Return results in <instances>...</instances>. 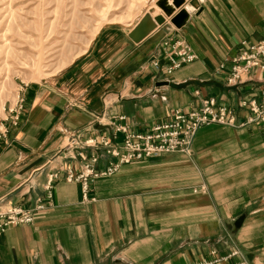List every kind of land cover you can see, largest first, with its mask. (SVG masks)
<instances>
[{"label": "crops", "instance_id": "0c3cea01", "mask_svg": "<svg viewBox=\"0 0 264 264\" xmlns=\"http://www.w3.org/2000/svg\"><path fill=\"white\" fill-rule=\"evenodd\" d=\"M155 1L125 22L103 24L84 53L23 92L20 124L10 143L0 144V207H33L49 174L58 177L49 209L0 235V264H187L232 246L264 264V130L257 125L202 126L190 154L163 153L95 179L87 192L94 200L83 201L79 182L66 180L67 168L79 164L57 155L67 132L105 134L116 143L122 133L104 125L110 120L145 130L204 96L241 114L242 98L261 97L264 70L237 86L215 70L230 62L241 39L262 36L264 0H197L198 7L167 0L169 16ZM149 7L165 21L135 42L129 32ZM181 10L183 23L175 26L170 19ZM170 38L185 39L197 58L165 76L152 60L165 65ZM96 153L97 168L114 160L102 148ZM31 176L34 187L26 182Z\"/></svg>", "mask_w": 264, "mask_h": 264}, {"label": "rangeland", "instance_id": "374dc122", "mask_svg": "<svg viewBox=\"0 0 264 264\" xmlns=\"http://www.w3.org/2000/svg\"><path fill=\"white\" fill-rule=\"evenodd\" d=\"M145 1L146 0H0V123H2L3 119L8 115L9 107L18 104L21 98L24 99L23 92H25L27 86L34 81L46 79L50 77V75L63 69L74 58L85 52L90 41L103 24L106 22H125L128 19L133 18L134 15L139 12V8ZM263 39L264 31L262 36L254 42H248L245 39H241L238 42V51L231 57L230 62L228 64L221 62L218 65L215 73L223 74L222 81L225 84L229 86H237L242 82L244 76L264 70V59H256V64L258 65H249L247 68H245V60L240 59V54L244 49H248L252 44L253 46L260 44ZM176 41L182 42L187 52L194 56L192 61L197 58V55L190 44L183 38H170L165 40L163 44L168 48L171 46L170 49L173 51ZM168 53L169 52L165 50L163 54L166 60L165 65H161L159 59L152 60V65L159 68L165 76H169L174 70H169L173 64L172 60L168 57ZM155 60L156 62L154 64L153 61ZM192 61L185 59L180 66ZM235 69L240 71L239 75L235 77L234 80L230 81L229 78L232 77ZM194 93L198 94L199 90H195ZM251 95H255V93ZM258 95H261L260 99H255V97L242 98L238 102L239 107L243 108L242 114L235 110L233 106L217 101L213 96H204L200 98L198 105L189 106L185 109L176 108L170 111L164 119L153 123L145 130H131L126 124L120 123V125L125 126L130 133L144 135L152 133V129L157 125L167 127L169 132L168 137L158 142L156 144L157 146L172 145L174 141L181 142V145H178L174 150H162L145 156L142 159H133L127 163L143 161L163 153L180 152L190 154L191 143L198 129L211 123L229 127H243L248 124H254L264 130V121L261 118H255V114L252 112L249 103L251 100H255L258 105H260L259 103L264 100V90ZM207 104H209L215 112L224 109L229 113L227 116L233 117V122L229 123L228 119L224 117L226 122L221 123L219 121H209L201 123L196 129H193L199 118L202 120L214 118L207 110H204ZM250 118L255 119L251 121ZM215 120H219L218 115L215 117ZM110 121L112 122V120ZM108 124L110 123L108 122L104 125ZM112 125L116 126L115 122ZM5 126L8 131L5 134L0 131V144L10 143V130L17 127H12L10 123L5 124ZM175 129L178 130L179 133L176 135V140H173L172 136ZM116 131L122 133L121 140L116 143H113L105 134L88 137L96 138L95 140L97 142L101 137L106 138L109 140L112 147L116 148L120 154H123L125 134L122 131ZM76 133L79 132L76 131ZM88 137H83L80 134L69 135V133H66L63 149L59 150L57 153L58 156L71 160L76 158L79 159V164L76 169L71 168V166L67 168L66 180L68 173L70 174L71 172L77 177L84 171L85 166L89 167V165L96 173H98L97 175L99 176H94L93 179L88 181L85 198L83 196V181L73 180L79 182L81 186V196L83 201L87 199L94 200V197H89L87 195L91 182L97 178L112 175L122 164L126 163L121 162L119 155H112L102 145L98 144L93 147L85 145V141ZM87 148L92 150L87 152L85 150ZM99 148H102L106 154L114 157V160L110 161L107 166L102 168L96 167L99 160V155L96 153V150ZM109 166L110 168L116 166L114 172L109 175H102L101 172L106 171ZM55 174L57 175V172L49 174L45 183L42 185L44 193L37 198L33 207H23L18 205L8 208L0 207V212H8V209L11 208H22L25 212L30 213L33 216L31 222L7 225L4 230L0 232V235L10 226L33 223L35 212L49 209L53 203L52 190L54 181L58 175L54 178L53 185L50 186V188L47 187L48 178ZM26 182L31 185V187H34V184L36 185V183L32 181V176L27 178ZM200 189H203V187L201 186ZM48 191H50V193H47ZM39 204H43L42 209H39ZM227 249L228 250L224 253L211 250L208 257L187 264H252L239 248L232 246Z\"/></svg>", "mask_w": 264, "mask_h": 264}, {"label": "built area", "instance_id": "2783aa9c", "mask_svg": "<svg viewBox=\"0 0 264 264\" xmlns=\"http://www.w3.org/2000/svg\"><path fill=\"white\" fill-rule=\"evenodd\" d=\"M171 46L169 48H167V52L168 53V57L170 60H172V64L173 66L169 68V70H173L175 68H178L180 66V64L182 63L183 60H188V61H192L194 59V56L190 55V53L187 52L186 48L183 46V43L180 41H176L174 44V50L172 51V49H170ZM240 59H244L245 60V68H247L249 65H258L256 64L257 60L259 59H264V39L263 41L258 44L253 46L250 45V47L248 49H244V51L241 52L240 54ZM156 60L153 61V63L155 64ZM170 70V71H171ZM239 70L235 69V72L233 73L232 77L229 78V80H234L235 77H237L239 75ZM23 102L24 99L21 98L18 102V104H16L13 107H9L8 109V115L3 119V122L0 123V131L1 133L5 134L8 129L5 126V124L10 123V125L12 127H15L19 124L21 116L23 114ZM20 103V104H19ZM250 107L252 112H254L255 114V118H261L264 121V100L259 103L260 105H258V103L255 100H251L250 102ZM213 105V103H212ZM204 110H207L209 112V114L211 116H213L214 118L209 119V120H202L199 118L198 122L194 125L193 129H196V127L198 125H200L201 123H206L209 121H219L221 123L226 122V120H224V117H226V119H228L229 123L233 122V117H229L227 116V113L224 109H221L219 112H215L213 111L212 107L207 104L204 108ZM219 116V120H215L216 116ZM124 116L119 115L117 116L116 119H123ZM255 118H250L251 121H253ZM114 121V120H113ZM109 122L110 124H113L114 122ZM9 127V126H8ZM115 129L118 131H122L125 134V139L123 142V148H124V153L120 154L118 152V150L114 147H112L109 143V140H107L106 138L101 137L98 142L95 140L96 138H92V137H88L87 140L85 141V145L93 147L95 145H102L103 147H105L109 153H111L112 155H116V156H120L121 158V162H129L137 159H142L145 156L154 154L156 152L162 151V150H174L178 145H181V142L178 141H174L172 143V145H163V146H157L156 144L164 139H166V137H168L169 132L167 130V127H163L161 125H157L152 129V133L150 134H134V133H130L128 131V129L125 126H122L120 124H116ZM174 134L172 136L173 140H176V135L179 133L178 130H174L173 131ZM69 133V135H73V134H79L76 132H67ZM116 169V166H113L112 168H110V166L108 167V169L106 171L101 172L102 175H109L112 174L114 172V170ZM98 173H96L93 168L89 165L85 166L84 171L77 177H75L71 172L70 174H67V180L68 181H73V180H82L83 181V187H84V193L83 196L84 198L86 197L85 192H86V188H87V183L89 180L93 179L94 176H99L97 175ZM57 175L55 174L54 176H50L48 178V188H50V186L53 185V180L54 178H56ZM47 193H50V191H48ZM50 196V195H48ZM39 209L43 208V204H39L38 205ZM33 220V216L30 213L25 212L22 208H17V209H8V212H0V232L4 230V228L7 225L10 224H18V223H22V222H31ZM202 264V263H199ZM207 264V263H204Z\"/></svg>", "mask_w": 264, "mask_h": 264}, {"label": "water", "instance_id": "95a60500", "mask_svg": "<svg viewBox=\"0 0 264 264\" xmlns=\"http://www.w3.org/2000/svg\"><path fill=\"white\" fill-rule=\"evenodd\" d=\"M167 0H157L155 2L156 6L163 10V12L166 15H170L173 11L172 7H167L166 5ZM182 3L181 0H172V5L174 7H179V5ZM191 5L194 7H198L197 0H192ZM185 15V10H181L178 12L175 16H173L170 21L175 26H180L182 22V18ZM165 21V18L163 15L158 14L157 9L155 7H149L148 10L140 17V19L137 21V23L134 25V27L129 32V37L135 41L138 42L141 39H143L147 34H149L153 29L157 27V25L163 24ZM242 216L237 220L235 223L236 226H239V222L241 221Z\"/></svg>", "mask_w": 264, "mask_h": 264}]
</instances>
